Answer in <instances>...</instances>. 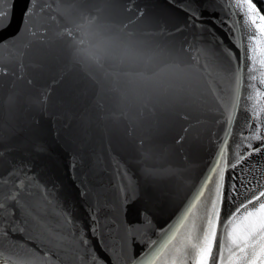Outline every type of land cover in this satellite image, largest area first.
I'll return each instance as SVG.
<instances>
[{"label":"water","instance_id":"water-1","mask_svg":"<svg viewBox=\"0 0 264 264\" xmlns=\"http://www.w3.org/2000/svg\"><path fill=\"white\" fill-rule=\"evenodd\" d=\"M33 2L0 0V202L23 180L21 199L37 218L23 224L17 210L5 227L0 209V264H125L129 254L162 264L150 244L164 243L201 188L198 206L211 207L221 168L227 258L245 210L225 221L264 191V150L248 149L264 144L253 138L264 136V56L249 51V35L260 37L246 5L234 14L235 0H35L26 16ZM64 28L85 39L81 48L103 45V67L74 58ZM221 42L231 56L200 51L219 53ZM171 63L194 66L179 95L153 92L137 75Z\"/></svg>","mask_w":264,"mask_h":264},{"label":"snow or ice","instance_id":"snow-or-ice-1","mask_svg":"<svg viewBox=\"0 0 264 264\" xmlns=\"http://www.w3.org/2000/svg\"><path fill=\"white\" fill-rule=\"evenodd\" d=\"M246 5L245 15L251 24L255 26L258 30L260 39H257L256 35H249V40L257 41L255 46H251L249 51L256 53L259 52L261 56H264V14H261L257 9L255 3L252 0H235V4L229 3L228 8L233 9L235 14V9L241 8ZM35 7V0L32 5H30L28 13L26 16L30 15ZM189 14V19L193 20L198 18V13L195 7H187L184 9ZM143 13L141 12V15ZM7 16L6 10H0V18ZM259 21V23L257 22ZM96 21V17L91 19H86L85 24L91 26ZM78 26L76 31H80ZM126 27V25H125ZM90 33L83 32L82 36H89ZM59 36L63 38L67 36L70 38L68 40V47L73 50L74 58L78 60H90L97 64L99 67H103V61L105 59V49L103 45L94 46L97 50L90 51L79 47L83 45L86 41L85 39H77L74 36V31L71 28H64ZM222 46V42H221ZM187 50H191V46H188ZM202 54L208 58L215 60L218 55L231 56V50L226 47H221L219 53L215 50H200ZM252 59L253 64L256 62V57L253 55L249 57ZM151 59V58H149ZM198 62V57H194ZM261 65L264 66V60H261ZM208 64L205 63V69L208 68ZM193 65H182L181 63H171L165 64L162 67H158L155 71H144L138 73L143 84L153 92L159 94H169L173 93L179 95L184 91L182 76L187 74ZM6 71V70H5ZM255 71L254 68L250 69L251 73ZM264 75V74H262ZM252 80H255V76H251ZM237 86H239L240 78L239 72L237 70L236 74ZM261 85H264V79L260 81ZM256 87V85H252ZM258 95L264 96V91H259L257 89ZM255 116V113H253ZM254 139H264V136H254ZM247 139V138H245ZM248 149L250 152L259 153L264 150V144L260 147H253L249 142ZM249 151H244L242 154H238L235 163L229 165L235 168L246 156L250 155ZM221 156L224 155V149L220 150ZM212 171H217L213 168ZM220 181L216 185V197L212 199L211 207L206 205L199 207L197 202L201 199V194L203 188L200 189L198 193L186 207L182 213L176 227H174L164 243L157 245L156 242L150 244V248H153L151 260H156L162 257V264H264V191H259L257 196L255 193L252 194L251 200H245L241 203L239 207L232 213L227 224L236 217L237 214L241 213L244 209V223L236 225L233 231L228 233V238L230 243L228 244L229 255L227 258L224 256L225 244L223 239L218 235L217 232V222L220 219V208L218 207L217 201L220 199L222 190V179H223V169H219ZM9 175H12L10 173ZM25 179H29L25 177ZM205 183L207 181L205 180ZM24 181L20 180L17 182L15 189L9 190L8 194L3 197L2 202H0V209L4 210L5 216L10 219L5 220V227L8 225L10 220L15 219L16 211L19 210L23 216V224L29 223V218L36 220L37 218L33 216L28 205L21 199V191L24 189ZM255 201V204H253ZM11 209V212H9ZM190 221V222H189ZM17 223H20L19 221ZM24 231L21 226L17 228L13 226V231ZM5 238H7V233H4ZM214 245L218 246V251L214 249ZM48 255V253H44ZM219 257V260L217 259ZM18 264H35V256L29 259L21 258ZM125 264H143L140 260L136 259L132 255L125 256ZM151 264V262H149Z\"/></svg>","mask_w":264,"mask_h":264},{"label":"trees","instance_id":"trees-1","mask_svg":"<svg viewBox=\"0 0 264 264\" xmlns=\"http://www.w3.org/2000/svg\"><path fill=\"white\" fill-rule=\"evenodd\" d=\"M256 6L259 8V10L264 14V0H252Z\"/></svg>","mask_w":264,"mask_h":264}]
</instances>
